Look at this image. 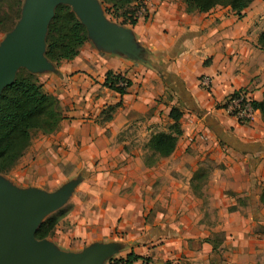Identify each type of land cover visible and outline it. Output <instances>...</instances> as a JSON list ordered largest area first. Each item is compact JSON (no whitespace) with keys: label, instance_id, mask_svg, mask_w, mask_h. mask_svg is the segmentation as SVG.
<instances>
[{"label":"crops","instance_id":"0c3cea01","mask_svg":"<svg viewBox=\"0 0 264 264\" xmlns=\"http://www.w3.org/2000/svg\"><path fill=\"white\" fill-rule=\"evenodd\" d=\"M150 2L154 11L133 25L105 15L142 45L145 60L88 38L77 56L52 62L55 70L40 77L64 108L42 164L90 170L71 192L84 194L75 197L81 208L74 209L69 232L76 242L50 241L71 249L109 244L113 253L102 264L131 252L138 256L132 264H210L212 245L202 239L189 245L185 238L221 231L226 264H256L251 258L264 255V121L256 110L253 121L239 123L223 103L239 89L262 98L264 0H253L239 14L229 6L189 12L181 0ZM107 71L130 81L124 94L103 85ZM202 77L209 78L208 87ZM118 101L104 120L101 111ZM172 108L181 113L182 133L168 156L152 152L154 162L146 164L144 131H168ZM209 159L215 162L205 180L211 226L204 199L190 188L192 173Z\"/></svg>","mask_w":264,"mask_h":264},{"label":"trees","instance_id":"16d2710c","mask_svg":"<svg viewBox=\"0 0 264 264\" xmlns=\"http://www.w3.org/2000/svg\"><path fill=\"white\" fill-rule=\"evenodd\" d=\"M104 10L111 18L120 23L134 24L136 3L139 0H100ZM189 12H205L217 5L229 6L234 12L240 13L253 0H181ZM23 0H0V33L10 30L20 17ZM85 26L81 23L69 5L58 4L54 8L45 36V57L58 65L62 60L73 59L79 53L80 47L87 41ZM258 44L264 50V30L258 36ZM120 80L126 82V87L118 86ZM130 81L121 73L107 71L103 85L117 91L121 95L126 92ZM236 90L231 95L236 94ZM252 107L258 110L264 121V92L260 100L250 99ZM121 101L106 106L101 114L104 120L112 118ZM224 106V105H223ZM181 113L172 108L169 117L172 123L168 131L152 133L146 143L147 148L158 156H168L175 148L178 136L182 133L179 119ZM64 118L60 100L57 96L45 91L38 77L25 68H19L14 81L4 87L0 93V173H7L23 156L31 143L32 133L41 131L44 134L59 129ZM152 162L153 159H152ZM152 162L148 164H152ZM202 170V168H199ZM199 171V170H197ZM196 172V171H195ZM194 172V174H195ZM207 173V172H206ZM196 176V175H194ZM193 176V177H194ZM192 177V178H193ZM193 181V180H192ZM192 186V182L190 183ZM264 202V193L260 195ZM65 214L58 209L47 215L35 232L37 239L49 238L53 235L58 220ZM207 241V239H206ZM209 242V241H208ZM212 242V241H211ZM212 252H217L219 244L212 242ZM138 258L134 253L124 258L112 259L114 263L125 261L132 264Z\"/></svg>","mask_w":264,"mask_h":264},{"label":"water","instance_id":"95a60500","mask_svg":"<svg viewBox=\"0 0 264 264\" xmlns=\"http://www.w3.org/2000/svg\"><path fill=\"white\" fill-rule=\"evenodd\" d=\"M58 4L69 5L87 30L88 38L105 49L144 59V49L129 31L106 18L99 0H24L20 17L0 42V93L19 68L31 73L52 69L44 55L48 24ZM78 182L55 193L17 189L0 177V264H102L113 248L97 243L73 252L62 250L35 232L50 212L58 209Z\"/></svg>","mask_w":264,"mask_h":264},{"label":"rangeland","instance_id":"374dc122","mask_svg":"<svg viewBox=\"0 0 264 264\" xmlns=\"http://www.w3.org/2000/svg\"><path fill=\"white\" fill-rule=\"evenodd\" d=\"M24 4V0H23ZM22 4V5H23ZM100 6L102 8L103 14L107 15V13L104 10V5L100 1ZM135 15V13L133 14ZM109 17V16H108ZM112 20L117 21L118 19L112 18ZM17 22V21H16ZM16 24V23H15ZM14 24V25H15ZM12 29V28H11ZM10 30L6 32L0 33V42L6 37L7 33ZM144 52V56H145ZM147 56V55H146ZM152 63V62H150ZM149 66L152 67V64H149ZM55 69L52 68L49 70L50 72L54 71ZM39 81H42L40 77L42 78L43 76L48 74V71H42L40 73H34ZM62 108V113L64 111L63 106L61 105ZM168 125H161V129L163 130V127L165 126L166 128L169 126ZM143 130V129H141ZM57 132L54 131L49 134H44L41 131H34L32 133L31 137V143L29 147L25 150L23 156L19 159V161L7 172V173H0V177L3 178L5 182L8 183V185L12 187H16L17 189H37V190H42L45 192H50V193H55L58 192L63 188V186L68 185L70 183H73L75 181H83L85 176H88L87 174L90 172V170H87L86 168H78L68 162H61V161H55L53 164H48V166L45 164H42V161L47 158V156L44 154L43 148L45 147L44 145H47L48 143L52 142V135H54ZM143 133V131H141ZM145 137L143 138L142 142L143 147L147 148L146 143L149 139V136L152 134V131L148 134V129L144 131ZM53 143V142H52ZM148 149V148H147ZM146 149V154L144 155V162L146 164L152 162V155L150 150ZM40 159L41 162L38 160ZM215 164V162L211 159L203 161L202 164H200V168L202 170L197 169L192 173V177L190 179V183H194V185H190V188L192 192L195 195H198L197 197H201L204 199V203H202V206L205 207L206 209V214L207 216L204 217L208 221V225L211 226V220L210 217L213 214L211 205L209 203L208 197H209V189L210 187L206 184V170L207 167H212ZM193 180V181H192ZM77 190H80L79 188H76L74 193H71V196L65 200V202L58 208V209H63L65 214L58 220V223L55 226L54 233L51 236L49 240L53 241L55 244L64 243L63 241H70L71 242H76L75 237H71L69 235V232L72 230V227L74 226V223L72 222L73 218V213L74 209H78L80 211L81 205L79 206L77 201L82 200L84 194L81 192H78ZM78 192V193H77ZM226 192V191H224ZM211 193V192H210ZM81 195V196H80ZM261 195V193H260ZM204 196V197H203ZM75 197H80L81 199L75 201ZM243 197L238 196V204L242 203L243 200H241ZM77 202V203H76ZM58 209L50 212L54 213ZM76 211V210H75ZM75 214V213H74ZM190 232H195L197 234L198 231H190ZM208 233H203V235H195V237H190V238H185L187 243L189 245L192 244H198L201 243L202 240L207 239L206 242H208L210 245H212L213 241H216L218 243H223V239L225 238V233L221 231H206ZM202 239V240H201ZM212 241V242H211ZM219 245V248L217 252H213V255L211 254L210 258L212 257L214 260L211 261L213 263L210 264H226V258L224 256V251L222 250L223 247ZM59 248H64L65 250H70V251H77L81 250L86 247V244L79 243L77 248H70V247H61ZM117 259V258H116ZM250 259V258H248ZM251 260L256 261V264H264V255H256ZM245 261V260H244ZM250 261V260H247Z\"/></svg>","mask_w":264,"mask_h":264},{"label":"built area","instance_id":"2783aa9c","mask_svg":"<svg viewBox=\"0 0 264 264\" xmlns=\"http://www.w3.org/2000/svg\"><path fill=\"white\" fill-rule=\"evenodd\" d=\"M135 17L138 19L140 17H148L155 9L154 3H151L150 0H139L136 3ZM200 83L208 87L210 80L208 77H202ZM118 86L126 87V82L120 80L117 83ZM250 97L247 93L243 91H237L236 94L229 95L228 98L223 103V108L225 111L232 116L239 123H249L254 120V114L256 110L252 107L250 102ZM118 259V258H117ZM109 264H130L125 261H119L114 263V260H111Z\"/></svg>","mask_w":264,"mask_h":264}]
</instances>
